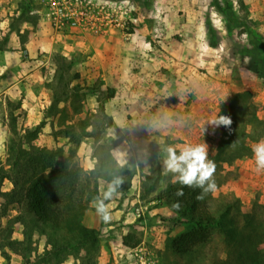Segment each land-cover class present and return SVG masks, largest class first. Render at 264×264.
Here are the masks:
<instances>
[{"label":"rangeland","instance_id":"374dc122","mask_svg":"<svg viewBox=\"0 0 264 264\" xmlns=\"http://www.w3.org/2000/svg\"><path fill=\"white\" fill-rule=\"evenodd\" d=\"M120 1L132 6L131 34L143 29L150 31L155 40L170 27L172 15L188 18V32L198 20L205 39L217 48L214 52L220 64L232 69L231 75L237 74L231 78L239 90L227 91L215 112L219 114L236 91L249 90L252 107L264 121V0ZM140 1L145 2V15L139 8ZM7 2L16 5L12 13L5 14L9 25L16 27L20 40L27 39L28 31L33 29L42 28L43 35L49 34L48 28L40 25L43 11L38 5L29 0ZM228 12L233 13L234 20L227 17ZM171 35L182 37L179 30ZM6 37L0 35V49ZM47 42L48 39L36 54L21 55L25 64L18 67L16 74L8 76L7 81L15 77L17 83L8 94L2 91L6 81L1 78L7 68L0 74V169H7L10 139L22 142L24 148L28 142L57 149L72 167L87 173L83 192L88 202L83 224L94 228L98 237L95 241L79 242L50 226L36 228L24 202L8 201L1 195L12 186L4 179L0 181V264H264V172L256 171L252 150L230 165L215 162L213 179L217 190L208 193L212 207L224 199H236L242 211L237 235L228 238L210 228L208 239L196 244L190 252L174 251L172 240L186 232L189 225L178 221L161 192L169 183H180L172 174L161 172L158 159L153 156L141 154L139 166L130 159L119 164L106 156L110 153L104 149L107 139L114 140V134L110 133L113 121L104 110L105 95L110 90L84 62L87 58L80 49L66 52L62 46L52 50ZM2 61L0 54V65ZM18 101L20 106L15 108ZM65 129L75 133L78 144L64 137ZM222 139L221 127L204 137L210 160L214 161L213 155ZM262 139L264 134L251 141V149ZM116 178H122L123 184L111 200L105 201L111 219L104 222L92 201L102 199ZM135 208H139L141 216L135 215ZM129 232L138 239L133 247L121 242ZM4 236L23 242L11 247ZM139 245L140 252L135 249Z\"/></svg>","mask_w":264,"mask_h":264},{"label":"crops","instance_id":"0c3cea01","mask_svg":"<svg viewBox=\"0 0 264 264\" xmlns=\"http://www.w3.org/2000/svg\"><path fill=\"white\" fill-rule=\"evenodd\" d=\"M144 5V1L139 2L142 15ZM15 7L0 0V35H8L0 49V74L7 68L1 77L6 81L2 91L8 94L17 86L15 77L7 78L25 64L21 55L36 54L47 39L52 50L62 46L66 52L80 49L87 58L84 62L97 72L104 86L113 90V96L104 100V110L113 121L110 133L116 141L110 154L119 164L130 159L139 166L141 154H146L158 159L164 172L166 148L206 143L204 137L214 130L208 120L217 114L218 101L227 91L239 90L231 78L237 74L231 75L232 69L220 64L214 52L217 48L205 39L198 20L188 32V18L172 15L170 27L155 40L143 29L129 36L116 31L98 35L70 31L62 35L42 17L40 25L43 23L49 34L43 35L42 28L33 29L27 39L20 40L16 27L7 22ZM174 30L182 37L173 38Z\"/></svg>","mask_w":264,"mask_h":264},{"label":"trees","instance_id":"16d2710c","mask_svg":"<svg viewBox=\"0 0 264 264\" xmlns=\"http://www.w3.org/2000/svg\"><path fill=\"white\" fill-rule=\"evenodd\" d=\"M229 16L234 20L232 12H228L227 17ZM74 76L77 77L78 73ZM106 89L110 92L105 98L112 97L113 90ZM251 96L249 90L236 91L231 101L222 105L219 115L229 116L232 124L230 128L220 126L223 139L216 147L214 162L230 165L234 160L250 154V142L258 140L264 134V121L258 118L253 109ZM19 106L20 101L14 107ZM63 134L73 144L79 143L71 130L65 129ZM115 142L107 139L104 149L109 152ZM25 144L26 148L15 139L9 141L6 152L7 169H0V181L7 179L12 186L8 191L1 192V195L8 201L24 202L36 228L50 226L77 238L79 242L97 240V231L83 224L88 202L83 192L87 173L79 167H72L69 159L61 157L57 149L28 142ZM106 156L112 158L110 153ZM103 164L100 159V166ZM83 176L85 177L82 179ZM178 192L183 194L177 195ZM161 193H164L163 198L176 214L178 221L189 225L186 232L172 240L174 251L190 252L196 244L208 239L210 228H216L228 238L237 235L242 211L236 199L227 198L212 207L208 193L203 194V199H197L202 194V189L172 183L167 184ZM175 204H179V208L174 207ZM3 238L11 247L23 242V239L19 241L8 236ZM121 242L126 247H133L138 239L134 233L129 232L122 237Z\"/></svg>","mask_w":264,"mask_h":264},{"label":"clouds","instance_id":"9594fccd","mask_svg":"<svg viewBox=\"0 0 264 264\" xmlns=\"http://www.w3.org/2000/svg\"><path fill=\"white\" fill-rule=\"evenodd\" d=\"M208 124L213 128L220 126L230 128L232 120L229 116L216 114L208 120ZM251 150L256 171L264 172V139L253 144ZM165 151L166 157L163 161L165 175L172 174L183 186L202 189V194L197 199H203V194L217 190L213 179L216 165L208 158V146L205 143L186 144L179 149L169 146ZM122 184V178L114 179L104 192L103 198L92 201V206L102 221L108 222L111 219L110 208L105 201L111 200ZM182 194V192L177 193V195ZM174 207L179 208V204H175Z\"/></svg>","mask_w":264,"mask_h":264},{"label":"built area","instance_id":"2783aa9c","mask_svg":"<svg viewBox=\"0 0 264 264\" xmlns=\"http://www.w3.org/2000/svg\"><path fill=\"white\" fill-rule=\"evenodd\" d=\"M43 11V19L58 33L80 31L92 35L116 31L129 36L132 6L120 0H29ZM135 215L141 216L139 208ZM135 249L142 250V246Z\"/></svg>","mask_w":264,"mask_h":264}]
</instances>
